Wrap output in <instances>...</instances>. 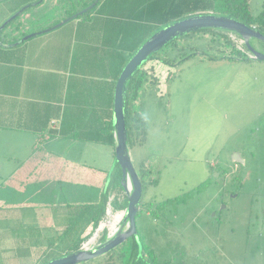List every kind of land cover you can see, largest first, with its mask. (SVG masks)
<instances>
[{
	"label": "rangeland",
	"instance_id": "rangeland-1",
	"mask_svg": "<svg viewBox=\"0 0 264 264\" xmlns=\"http://www.w3.org/2000/svg\"><path fill=\"white\" fill-rule=\"evenodd\" d=\"M35 1L0 0V26L33 3L2 33L4 41L47 29L81 7L77 0ZM112 1L115 5L109 7ZM122 1L103 0L99 7L115 11ZM169 2L146 0V5L163 7ZM192 2L209 8L214 3ZM263 4L250 0L252 13L258 14ZM170 13L143 12L144 22L122 20L118 27L132 26L128 37L141 24L135 32L145 41L176 21L168 22ZM121 15L127 19L123 10ZM225 33L233 44L246 48L244 39ZM34 37L15 46L0 44V59L16 57ZM213 38L210 32H192L176 39V46L159 50L157 56L174 64L152 60L156 72H162L160 81L148 74L131 102V111L140 112L146 121L144 142L139 143L138 134L136 145L130 143L138 171L142 164L151 168L144 176L143 203L160 209L156 215L141 211L137 228L160 262L264 264V60L252 59L249 50L246 59L231 58V46ZM251 42L264 52L262 42ZM183 53L192 56L181 61ZM151 175L158 178L157 184L148 183ZM241 184V191L235 192ZM5 224L0 221V227ZM95 231H89L85 241ZM132 249L131 237L114 250L116 263L130 264ZM98 258L87 264H101Z\"/></svg>",
	"mask_w": 264,
	"mask_h": 264
},
{
	"label": "crops",
	"instance_id": "crops-1",
	"mask_svg": "<svg viewBox=\"0 0 264 264\" xmlns=\"http://www.w3.org/2000/svg\"><path fill=\"white\" fill-rule=\"evenodd\" d=\"M114 5L112 1L109 7ZM119 5L115 11L101 6L87 18L39 34L16 57L0 59V221L7 223L0 227L3 231L24 215L37 216L41 226L50 227L56 215H63L58 204H90L107 190V203L112 199L116 207L118 195L119 204L127 203L121 183L120 191L112 183L113 175L106 187L115 148L76 137L110 133L117 80L128 56L120 43L132 27L121 30L118 24L132 21L147 6L146 0H123ZM156 71L154 67V78L160 81L162 72ZM111 131L116 141L113 124ZM130 143L136 145L132 137L129 148ZM94 229L91 224L82 236ZM18 231L17 236L0 237L2 257L7 241L25 235L24 229Z\"/></svg>",
	"mask_w": 264,
	"mask_h": 264
},
{
	"label": "trees",
	"instance_id": "trees-1",
	"mask_svg": "<svg viewBox=\"0 0 264 264\" xmlns=\"http://www.w3.org/2000/svg\"><path fill=\"white\" fill-rule=\"evenodd\" d=\"M81 7L78 9H74L67 16H71L74 13L79 12L80 10L89 6L95 0H77ZM81 1H83L81 3ZM103 0H99L95 6L88 10L87 12L80 15L78 18H87L92 15V13L99 7L100 2ZM126 1V0H125ZM200 2V0H197ZM213 7L209 8L208 6L199 3H194L192 0H171L169 2V6L165 5L163 7L160 6H152L147 5L143 8L145 12L149 11V14L157 13L167 14L170 13V19L168 22L186 17L188 15L197 13V12H213L216 14H221L225 16L235 17L243 22H246L249 25L257 27L262 33H264V4L263 9L258 14H253L250 8V0H213ZM37 4V0L35 1ZM33 5V3H29L22 8L20 14L15 17L12 21H10L4 29L0 32V40L5 43H14L22 39L28 32H24L23 35L14 40L4 41L2 39V33L9 27L14 20H17L22 14H24L27 9ZM79 5V6H80ZM140 9L133 15L134 21L143 20L142 13L144 12ZM210 10V11H209ZM59 22V21H57ZM56 22V23H57ZM55 24V23H54ZM141 24L134 27L132 29L129 36L125 35L123 40L120 43V49L124 51H128L127 61L131 57V55L137 50V48L144 42V37H137L136 31L141 28ZM203 32H210L213 40H220L223 44H227L231 46V58L234 55L242 56V58L246 59L248 54L238 48L236 43L233 44L231 37H229L225 30L220 29H204L201 30ZM223 40V41H222ZM172 47L176 46L175 41L170 43ZM167 45V46H169ZM220 46V45H219ZM245 49L248 50L246 44ZM184 55V53H183ZM192 54H186L179 58V60L183 61L187 58L191 57ZM152 60H160L165 63H169L173 65V60L169 58H161L157 56L156 53L151 56V58L142 65V67L138 70V72L134 75L130 82V90L127 99V107H126V115H127V124H128V132L130 139L136 142V139L139 136V143L144 142L146 137V121L144 116L138 112H132L131 102L136 99L139 89L144 81L147 78L148 74L154 77V64ZM151 62V64H150ZM110 133L105 136H84V135H76V137H80L83 139H88L92 141H101L112 145L115 148L116 141L112 129V124H109ZM151 168L146 164H142L140 167V176L143 180V187H145L144 176L149 174ZM121 168L118 166L113 174L112 183L116 185V187L121 190ZM158 178L152 176L148 179L149 184H157ZM242 183V182H241ZM243 184L240 187L236 188L237 193L241 191ZM120 199V196L118 195ZM119 199H116V208L126 207V204H119ZM124 199V198H123ZM108 201V190L107 193L104 194L99 201L92 202L90 204H68L61 205L58 204L56 207L58 210L63 212V215L55 216V224L50 227L41 226L36 218H31L29 216L26 217L24 215L20 220L15 223V225H8L5 229L9 231H3V228H0V237H2L3 233L8 234V236L12 237L17 236L20 231L18 229H24L25 235L21 237H13V239L7 241V244L1 247L3 250L2 263L0 264H44L52 259L58 258L70 252L76 251L80 249L82 243L87 239L88 236H82L86 229L93 224L95 228L99 225L103 216L106 212V205ZM171 201V199L169 200ZM161 205V204H160ZM162 206V205H161ZM33 210V208H31ZM159 207L152 202H145L141 204L140 211H147L151 214L156 215L159 211ZM61 213V212H60ZM26 217V218H25ZM12 224V223H11ZM16 231V233H14ZM139 231V230H138ZM5 236V234H4ZM140 241L143 246L142 253L139 251V244L137 240L133 239V249H132V257L130 264H169L167 261L160 262L158 257L156 256L153 249H151L145 242V238L142 233L139 231ZM9 245V246H7ZM123 252L119 253L122 254ZM118 254V255H119ZM116 253L114 250L108 254L103 259L101 264H117L115 261Z\"/></svg>",
	"mask_w": 264,
	"mask_h": 264
},
{
	"label": "water",
	"instance_id": "water-1",
	"mask_svg": "<svg viewBox=\"0 0 264 264\" xmlns=\"http://www.w3.org/2000/svg\"><path fill=\"white\" fill-rule=\"evenodd\" d=\"M98 1L99 0H95L86 8L74 13L47 29L29 33L19 41L10 44H5L0 40V44L15 46L38 34L56 29L64 23L75 19L92 9ZM21 11L22 10L18 11L11 18L6 20L4 24L0 26V32L10 21L17 17ZM209 28L237 33L244 39L249 52H251V58L264 60V52L256 49L251 42L253 39H256L264 44V33H262L257 27L249 25L235 17L216 14L213 12H200L177 19L176 21L160 28L147 40H145L126 62L117 80L115 90L112 124L116 136V156L115 162L109 172L106 187L111 181L115 167L119 166L122 171L121 185L127 192L128 200L121 228L116 234L111 237L106 236L102 242L92 248H80L76 251L52 259L44 264H81L112 252L131 237H134L137 240L140 254L142 253L143 246L140 241L136 219L143 201L144 187L140 172L134 165L129 153L130 136L128 132L126 107L130 90V82L142 65L159 50L189 33ZM129 184L132 186L131 190H129Z\"/></svg>",
	"mask_w": 264,
	"mask_h": 264
},
{
	"label": "built area",
	"instance_id": "built-area-1",
	"mask_svg": "<svg viewBox=\"0 0 264 264\" xmlns=\"http://www.w3.org/2000/svg\"><path fill=\"white\" fill-rule=\"evenodd\" d=\"M234 33V32H233ZM235 36L242 38L237 33H234ZM233 35V37L235 38ZM243 39V38H242ZM238 40V39H237ZM244 43V41H243ZM238 48L243 50L244 52H247L248 50L242 48L238 45ZM132 189L131 184H129V190ZM127 197V192L125 191V196ZM123 197V198H124ZM122 198V197H121ZM112 199L109 200L106 207L105 215L103 216V219L99 223V225L96 227V231L93 235V237L87 241H85L81 248H92L103 241V239L108 236L111 237L114 234L118 232V230L121 228L122 220L125 215L126 207L116 208L112 204Z\"/></svg>",
	"mask_w": 264,
	"mask_h": 264
},
{
	"label": "flooded vegetation",
	"instance_id": "flooded-vegetation-1",
	"mask_svg": "<svg viewBox=\"0 0 264 264\" xmlns=\"http://www.w3.org/2000/svg\"><path fill=\"white\" fill-rule=\"evenodd\" d=\"M264 45V44H263Z\"/></svg>",
	"mask_w": 264,
	"mask_h": 264
}]
</instances>
